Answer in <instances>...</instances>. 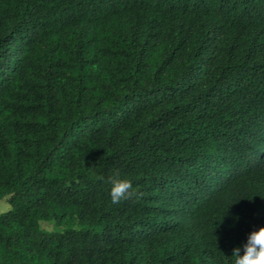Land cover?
Wrapping results in <instances>:
<instances>
[{
    "label": "trees",
    "instance_id": "trees-1",
    "mask_svg": "<svg viewBox=\"0 0 264 264\" xmlns=\"http://www.w3.org/2000/svg\"><path fill=\"white\" fill-rule=\"evenodd\" d=\"M0 188V264H231L264 227V0H0Z\"/></svg>",
    "mask_w": 264,
    "mask_h": 264
},
{
    "label": "clouds",
    "instance_id": "clouds-1",
    "mask_svg": "<svg viewBox=\"0 0 264 264\" xmlns=\"http://www.w3.org/2000/svg\"><path fill=\"white\" fill-rule=\"evenodd\" d=\"M111 185L109 189L110 200L113 204L122 201L138 199L133 181L127 176H122L119 171L107 178ZM15 191L10 188H0V216L14 211L13 198ZM38 227L45 232H56L62 229L57 226L53 218L38 220ZM242 253V254H241ZM231 264H264V227L250 231L242 245L232 249Z\"/></svg>",
    "mask_w": 264,
    "mask_h": 264
}]
</instances>
